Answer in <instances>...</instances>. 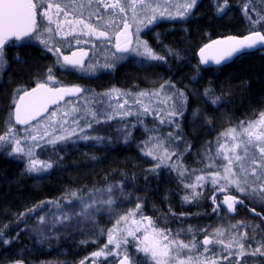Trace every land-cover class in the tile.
<instances>
[{"label":"trees","instance_id":"trees-1","mask_svg":"<svg viewBox=\"0 0 264 264\" xmlns=\"http://www.w3.org/2000/svg\"><path fill=\"white\" fill-rule=\"evenodd\" d=\"M216 3L217 0H198L185 20L160 21L153 38L150 30L147 43L156 54L164 56V60L132 58L113 65L110 75L101 74L95 80L99 86L110 83L95 91L96 97L107 93L108 88L118 89L132 94L120 96L129 102L139 91H155L165 81L174 84L175 89L187 97L183 115L174 118L178 122V129L175 124H160L154 115L140 117L142 123L132 115L125 120H128L127 125L133 126L127 141L115 137L102 151L91 141L79 144L76 147L79 151L71 155L72 159L67 165L57 167L53 164L50 172L42 174H32L26 171L20 160L0 153V225L6 226L0 230L4 232V238L11 241L8 244L0 243V264H78L84 260L92 261V264L94 261L95 264H117L119 258L115 256H108L107 259L104 256L88 257L105 244L106 236L101 234V230L106 229L108 219L102 215L96 218L95 226L87 222L79 228L57 226L58 230L67 234L58 242L50 240V243L44 244L28 233L29 226L37 216L49 211L54 203H46L42 209L31 214L28 209L35 208L41 202H62L64 198H69L67 193L70 191L86 190L115 181L126 184V192L133 194L130 202L123 204L118 200L117 205L113 206L118 207L120 212L132 209L136 198H139L144 216L152 217L158 225L170 227L173 231L181 226H192L194 229L206 228L213 233L220 228L224 235L219 239L224 240L225 244L233 235L239 237L241 233H251L249 226H259L258 239L264 235V205L258 196L247 198L236 190L213 192L210 182H206L203 189H196L202 192L200 196L192 203L185 202L183 196L191 192V189L184 188L187 180L182 182L177 171L167 166L150 171L154 165L141 151L150 135L164 136L167 146V132L178 131L183 139L174 142L173 148L179 159L173 156L172 161L182 163L189 170L199 169L204 166L201 157L208 142L214 141L222 131L235 126L237 122L257 118L264 111V48L245 50L220 65L200 63V49L212 41L229 36L242 38L249 34L251 28L264 33V20L252 25L243 13L244 5L248 4L250 9H255V13H250L253 19L264 17V0H228L225 13L220 15L216 12ZM169 51L175 55L169 54ZM5 52H16L20 60L29 57L30 63L14 62L0 85V135L13 109L11 100L17 88L12 90V85L28 82L30 75L38 73L44 65L39 56L40 49L34 45H6ZM5 63L9 65L8 59ZM206 89L222 97L218 107L206 100ZM165 93L170 94L167 85L160 99L165 98ZM92 94L84 95L81 102L96 107L92 104ZM142 99L150 102L149 98ZM165 119H168L166 113ZM20 127L15 125V128ZM80 147L94 148L96 151L83 154ZM200 174L199 171L195 173ZM226 195H235L243 199L244 204H237L236 211L229 213L222 205ZM217 204L222 205L219 214L213 212ZM21 213L24 215L20 216ZM238 222V228L230 229ZM202 239L203 234H197V240ZM255 246L253 244V248ZM210 247L216 250L220 264H235L237 260L239 264H264V257L251 255L240 258L232 255L225 260L223 257L228 256V251L221 252L220 245ZM133 251L129 246V252ZM231 251L236 253L239 248L233 244Z\"/></svg>","mask_w":264,"mask_h":264},{"label":"snow or ice","instance_id":"snow-or-ice-1","mask_svg":"<svg viewBox=\"0 0 264 264\" xmlns=\"http://www.w3.org/2000/svg\"><path fill=\"white\" fill-rule=\"evenodd\" d=\"M97 7H103L105 10H115L112 15L126 14L128 10L132 12V18L136 21V40L135 47H133V40L131 34L128 32L130 25L127 22L126 16L122 19L123 27L118 30L113 28V22H109L106 26L93 24L87 22L85 19L77 18L67 20L69 12L66 10L69 6L63 5L54 0H0V62L4 61V52L6 45L12 42H19L25 38L29 40H36L44 45L53 55H62L60 47H50L49 41L43 38L45 32L52 33L54 29L46 26L42 21L47 20L48 25L56 24V34L59 35L63 23L69 25H82L81 34L95 37L97 40L111 41L109 28H113L115 35V52L112 53L111 62L106 60L102 65L104 68H111L116 60L124 59L123 54L134 53L137 56L145 57L149 60H164L165 57L156 54L149 46L147 41L140 40L139 33L141 31L140 25L148 27L160 19H176L186 17L190 10L197 4V0H185L181 4H173L172 0H115V2H108V0H95ZM92 0H89V6ZM80 7H84L81 5ZM228 7V0H217L216 12L218 15L224 14ZM170 8H175V15ZM55 9V15L59 17L61 14L65 17V21L57 22L53 20L49 13ZM243 13L252 25L258 24L264 17L253 19L250 13H255V9H250L248 4L243 7ZM82 15V14H81ZM95 13H90L91 16ZM39 17V19H38ZM103 17L96 16L97 20ZM75 29L65 33V36L72 35ZM124 37V42H121V37ZM87 43L88 41H83ZM77 44L81 40H76ZM213 44L224 45L214 52L212 55H206V50L212 49ZM213 44H206L200 49V63L207 64L209 60L220 65L226 62L236 54H241L245 50L256 49L257 46L264 48V33L255 28H251L248 35L242 39L235 36H229L224 41H213ZM117 53L121 55H117ZM169 54L175 55L174 52L169 51ZM87 53L81 50V56H86ZM76 53L72 56L63 55V66H72L79 68L81 72L94 71L95 66L88 64L85 67L83 59H73ZM57 64L60 60L57 59ZM47 81L55 83V75L53 69L50 67L47 70ZM168 86L169 92L165 93V98L160 99L161 94ZM85 90L75 86L73 88L50 87L47 82L38 83L31 91H24L19 99L13 100L14 112H10V118L14 116L15 124L9 123V126L4 130V134L0 135V149L5 143L14 145L12 153L22 154L28 158V165L26 171L28 172H42L51 169L53 164L50 162H43L35 158L33 148H39L42 145L38 142L43 140L45 144L55 145L59 141L66 140L72 135H77L76 129L73 128L69 136L54 135L45 130L42 134H33V131L38 125H32L31 121L37 120L42 113L48 112L49 103L56 104L63 100L66 95H77L83 93ZM116 93L119 96H131V93H123L118 89H112L107 93L99 94L92 101L93 105H97L96 110L90 112V119L85 118L79 114L80 110L77 107L72 108V112L77 115L73 118L72 123L80 127V133H85V128H92L93 124L107 122L116 115L121 119L126 116L135 115L142 123L140 117L144 115H154L159 119L160 124H175L177 129L179 127L175 117L183 115V107L187 102V97L182 91L176 90L175 85L168 81L160 85L159 89L155 91H139L135 94L133 102L139 105L137 112H133L131 107L127 110L125 105L129 103L127 99L123 103L113 105L111 103L112 94ZM204 96L211 104L219 106L222 99L220 96H215L211 89H206ZM28 102L25 103V99ZM142 98H149L150 104L154 103L155 108L150 107L144 103ZM154 98V99H153ZM107 108L105 109V103ZM71 103V102H69ZM165 113L167 120L165 119ZM115 114V115H113ZM57 113L53 111L50 117H56ZM195 115V113H194ZM68 112L61 114V120H51L52 125L64 129V125L68 124ZM83 120V126L81 121ZM15 125H27L28 128L23 129L26 133L24 137L17 136ZM31 129V130H30ZM53 128V133L55 132ZM126 141L131 136L130 125H125L119 129ZM47 137V139H45ZM79 139H97L103 140V137H90L88 134L78 136ZM22 139L24 144L22 145ZM167 146H165V137L152 135L144 142L141 151L144 155L156 160L157 163L150 171L155 172V169L162 166H167L172 170L177 171L178 176L184 182L185 189H191L190 194L183 196V200L192 203L195 198L200 196L202 192L196 191L197 188L203 189L206 182H210L213 192H224L229 188L234 187L236 191L247 198L258 196L262 205H264V111H261L257 118L251 120H241L233 127H229L222 131L215 137L214 141H210L205 145V151L201 157V163L204 165L199 169H186L182 163L177 164L172 161L173 156L178 153L173 148L175 141H181L183 137L178 131L170 130L166 134ZM149 144L152 146L149 147ZM189 149L191 145L188 146ZM160 149H163L161 154H157ZM9 153V154H12ZM171 162V163H169ZM199 171L200 175H195ZM187 174V175H186ZM219 186V187H217ZM127 185L123 182L116 184H107L104 188H94L93 190H82L80 194L76 191L67 193L69 197L66 200L71 208L66 209L65 205L60 200L41 202L33 209H28V213L36 212L42 209L48 203H54L57 209L54 213H49L50 219H46L45 215L38 217V224L43 227H37L35 230L38 233L57 228L70 229L72 227L79 228L81 225L92 224L95 226V215L101 211L111 213V219L115 222L111 228L101 230V234H106L107 243L99 251L93 252V257L99 258L104 256H115L119 258V264H218L219 257L216 255V250L213 245H220V251H228V256L223 259L228 260L230 256L236 255L243 257L245 255L264 257V235L258 239L257 229L259 226L251 227V233H241L239 237L233 235L229 243L225 244L224 240L219 239L224 235L223 229L217 228L213 233H209L206 228L194 229L192 226L184 228L181 226L178 230L173 231L170 227L160 226L157 222L149 216H144L141 212L142 204L139 198H136L134 207L130 210L120 212L117 205L118 200L126 197H131L133 194L126 192ZM86 193V194H85ZM213 203H216L215 196L212 197ZM237 204H244L243 199H239L235 195H226L222 201L229 213L236 211ZM217 204L213 208V212L219 214L222 206ZM79 207V211L75 208ZM21 213L20 216H23ZM139 215V218L137 216ZM175 215V214H173ZM180 215H184L181 213ZM111 222V220H110ZM239 223L230 226V229L239 227ZM6 226L0 225V229ZM95 227H93V232ZM203 234L202 240H197V234ZM18 235V234H17ZM181 237H184L181 239ZM131 238V239H129ZM11 241L4 238V232L0 230V243L8 244ZM87 241H82L85 243ZM94 242V241H93ZM233 244H235L239 251L233 253L231 251ZM247 244V247L245 246ZM253 244L256 246L253 248ZM112 245V248H109ZM129 246L134 250L129 252ZM202 246V247H201ZM142 254V255H141ZM122 257V258H120ZM84 264V261H81ZM95 264V261L93 262ZM235 264H239L237 260Z\"/></svg>","mask_w":264,"mask_h":264},{"label":"rangeland","instance_id":"rangeland-1","mask_svg":"<svg viewBox=\"0 0 264 264\" xmlns=\"http://www.w3.org/2000/svg\"><path fill=\"white\" fill-rule=\"evenodd\" d=\"M108 1L109 2H115V0H108ZM161 2H162V0H161ZM184 2H185V0H172L173 4H181V3H184ZM95 4H96V2H95ZM97 7H99V5H97ZM101 8H103V7L99 8V12L98 13L95 11V14H99V16H100V14H102V12H103V15L106 16V18H108L109 22H113V28H115L117 30L119 28L123 27L122 19L126 16L127 22L130 25L129 28H130L131 32L133 33V45L132 46L135 47L136 46L135 45V40H136L137 23L132 18L131 10H128L126 12V14L112 15V13L115 10L107 9L104 12V10L101 9ZM192 9L190 10L189 14L186 17H184V18L177 17L174 20L173 19L164 18V19H160L158 21H163V20L164 21H168V20L169 21H178V20L180 21V20H185L187 17H189ZM169 10L172 11L173 14L175 15V12H176L175 8H170ZM90 13H94V12L93 11H87V14H90ZM140 27H141L140 33H144V34L146 33V31H148L150 29V26L144 27L143 25H140ZM113 28H110V33L112 35H114L113 34ZM140 33H139L140 40L146 41L145 35L143 37H141ZM54 35L55 36L57 35L55 29H54V31L52 33L45 32L43 34V38L47 39L49 41V46L50 47H52L54 44H57L52 38V37H54ZM78 39L82 40V37H80ZM74 40H77V38H74ZM82 41L80 43V48H85L86 47L87 49H89L91 51V53H92L91 54V60L89 62H92V64L95 66V69L102 70L104 68V67H102V65L105 64L106 60L111 62L112 53L114 52L115 49L112 48L110 45H108V46H107V44L106 45H102V44H96L95 45L93 43L92 44L91 43L85 44ZM68 42H66V43H68ZM62 43L64 44L65 42L62 40ZM73 48L76 49L77 46H75V47L73 46ZM117 55H121V54L117 53ZM123 55L125 56L126 59L135 57V58H141L143 60H149V59H147L145 57L137 56L134 53H128V54H123ZM122 60L123 59L116 60L115 63L116 62L118 63L119 61H122ZM2 66H3V62H0V68H2ZM89 73H91V71ZM109 91H110V89L108 88L107 92H109ZM82 98L83 97H81L80 99H78L76 101H72V100L66 101L65 103H62L61 105H59V106L55 107L54 109L50 110L45 117H43V118L31 123L32 125H38V127L33 131V134H42L45 130H47L49 133L54 134V135L69 136V134L71 133L73 128H75L76 132H77V135H72V136H70V138H68L66 140H63V141H59L55 145L45 144L43 140H39L38 142L42 146L39 147V148H33V151H34V154H35V158H37V159H39L40 161H43V162H50V163L56 165L57 167H61V166L67 165L70 162V160L72 159L71 155H73L74 152H77V150L79 151V149L76 148V147H79V146H77L79 144H83L85 142L91 141V142H94L96 144V146H98L101 149L100 151H102L104 146H106V144H109L110 141L115 139V137H117V138L120 137L123 140L125 139V137L121 134L119 129H122L126 125V122L128 120L127 121H125V120L128 119L129 116H126L123 119H121L118 115H116L115 118H113V119H111V120H109L107 122H102V123H98V124L94 123L93 127L90 128V129L85 128V133L88 134L90 137H103L104 138L103 140H97V139L84 140V139H79L78 136L84 135L85 133H80V127H78L76 124L72 123L73 118L77 115L76 113H73L71 111L72 108L73 107H77L80 110V112H79L80 115L85 116V118H87V119H90L91 118L90 117V112L96 110V108L98 107V106H96V107L90 106L89 107V106L85 105L83 103V101L81 102ZM133 100L134 99H131V101L127 105H125V109L124 110H127L129 107H131V110L134 113L139 110L140 106L136 105L133 102ZM123 101L124 100L122 98H120V96L117 97L116 93L112 94L111 103L113 105L117 104L118 102L119 103H123ZM69 102H71V103H69ZM144 103L148 104L150 107L153 108V103L150 104V102H148V101H144ZM106 108H107V102L105 103V109ZM53 111H55L57 113L56 117H50V113H52ZM64 112H68L69 113V116H68V121L69 122H68V124L64 125V129H60L58 126L52 125L51 124V120L52 119L61 120V114L64 113ZM113 115H115V114H113ZM9 123L13 124L12 120L8 118V120L5 123V126L3 128V131L1 133V135L4 134V130L9 126ZM80 126H83V120L81 121V125ZM28 127L29 126L26 125V126H23V127H20V128H16L17 136L18 137H24L26 135V133L23 131V129L28 128ZM131 127L133 128V126H130V128ZM53 128L56 129L54 133H53ZM117 132H118V136L116 135ZM150 136H152V135H150ZM45 139H47V137H45ZM117 140H119V139H117ZM21 142H22V145H23L24 144L23 139H22ZM151 146L152 145L149 144V147H151ZM13 147H14L13 144L5 143L4 147L2 149H0V153L3 154L4 156L20 160L23 163V165L27 168L28 158L23 156L22 154L12 153V148ZM80 150L82 152H84L83 154H88L89 152H91V150L92 151H96L94 148L89 149V148H81V147H80ZM162 152H163V149H160L157 154H161ZM9 153H12V154H9ZM142 155L144 157H146L148 160H150L153 165H155L157 163V161L153 160L151 157L146 156L143 153H142ZM51 169H47L46 171H42V172H39V173L40 174L47 173L48 171L50 172ZM30 173L39 174L37 172H30ZM116 183H117V181L109 183V184H116ZM106 186H107V184L106 185H101L99 187L92 186V187H90L89 189H86V190H93L94 188H104ZM217 187H219V186H217ZM82 189H79L76 192L78 194H80ZM228 190H236V189L234 187H231ZM67 199L68 198H64L62 200V202H61L62 204L65 205L66 209L72 207V205H68L66 203ZM120 201H123V204L127 203V202H130L131 201V197H126V198H124V199H122ZM75 210L79 211V207H76ZM56 211H57V209H56L55 204H54V207H52L49 211H46L44 214H41V215H45L46 219H50V216L48 214L49 213H54ZM101 215H102V217L104 219H106V220L108 219V224L106 226V229L111 228L113 226L114 222H115L113 219H111V213H109L107 211L98 212L95 215V220H96V218L98 216H101ZM39 216L40 215L37 216V219L34 221L32 226H29V228H28V233L35 240H37V241H39L41 243H44V244H48V243H50V240H53V242H58L59 239H61L63 236L67 235V234L62 233V231L58 230L57 228L51 229V230H48V231H44L42 233H38L35 229L38 226L41 227V228L43 227L42 225L38 224V217ZM110 219H111V222H110ZM105 236H106V234H105ZM105 243H107V236L105 237ZM112 247L109 246V248H112ZM100 249H101V247L98 249V251ZM88 257L92 258L93 256L90 254ZM78 264H81V262H79ZM84 264H92V261H88V262L86 261L85 262V260H84ZM117 264H119V260H118ZM218 264H220V263H218Z\"/></svg>","mask_w":264,"mask_h":264},{"label":"flooded vegetation","instance_id":"flooded-vegetation-1","mask_svg":"<svg viewBox=\"0 0 264 264\" xmlns=\"http://www.w3.org/2000/svg\"><path fill=\"white\" fill-rule=\"evenodd\" d=\"M54 2H59L63 5H68L69 7L66 9L69 12V15L67 17V20H75L77 18H82L85 19L87 22L93 23V24H98L101 26H106L109 23L108 18H106V16L102 14H100L101 17H103L101 20H97L96 16L99 14H95L91 16V20L89 21V15L87 14V11H93L95 13L96 8H97V4H95V0H92L91 5L89 6V0H54ZM82 2V3H81ZM109 2V1H108ZM81 5H83L84 7H80ZM104 10V8H101ZM50 15H52L53 20L57 21V22H62L65 21V17L63 16V14H61L59 17H57L55 15V9H53L50 13ZM82 14V15H81ZM39 19V17H38ZM104 20V21H103ZM169 21V20H168ZM160 21H157L155 23H153L150 26V29L148 31H146V33H140V36L143 37L145 35V39L148 42V37L150 35V30L152 31V34L150 35L152 38L155 37V31H157L156 29H158L157 25L159 24ZM42 23L46 26H51L54 29H56V24L53 23L52 25H48L47 20L42 21ZM82 25H76V24H67V23H63L62 27H61V31L59 35H54L53 40L57 43L54 44L52 47H60L61 49V53L62 55H53L52 52H49L47 50V48L40 44L38 41L36 40H29L27 38H25L22 41L19 42H12L10 45L12 44H17V43H22L23 44H27V45H34L36 46L38 49H40L39 52V56L40 58H42V60L44 61V65L42 67V69L38 72L35 73V75H30L29 81L28 82H24V83H16L12 85V90L15 89V95L14 97H12V106L13 109L11 110V112H14V104H13V100L16 99L18 100L19 96L24 92V91H29L32 88L36 87V85L38 83H45L47 82L49 84L50 87H63V88H73L75 86H78L82 89H84L85 91L83 93L77 94V95H66L65 98L60 101L58 104H56L54 107L48 109V112L52 109H54L55 107L61 105L62 103H65L66 101H76L78 99H80L81 97H83L84 95H86L87 93H93L91 95L92 98L96 97V93L95 91H99L102 87H107V85H110V83H108L107 85H103V86H99L95 83V80L97 79V77H99V75L101 74H107L110 75L111 73V68H103L102 70L100 69H95L94 71H91V73H89L90 71H86V72H81V70L79 68H74L70 65L68 66H63V59L62 56L63 55H67V56H72L73 53H76V56L73 57V59H83L85 62V67H87L88 64H92V62H89L91 60V51L89 49L85 48H80V44L76 43V40H74V38H80L82 37L83 41H88L85 44L88 43H93V44H102V45H110L112 48H114V44H115V35H111V41H107V40H97L95 37L92 36H86V35H82L81 34V29H82ZM72 29H75L74 33L72 35H68L65 36V33L72 31ZM110 32V28L108 29ZM128 32L131 34V38L133 40V33L131 32L130 28L128 29ZM62 40L65 42L64 44L62 43ZM81 40V41H82ZM69 41V42H68ZM82 41V42H83ZM68 42V43H66ZM121 42H124V37H121ZM66 44V45H65ZM63 45V46H62ZM73 46H77L76 49L73 48ZM115 49V48H114ZM81 50H83V52H86L87 55L86 56H81ZM115 52V50H114ZM206 55H209L206 53ZM135 58V57H132ZM132 58H125L122 61H119L118 63H121L123 61L126 60H130ZM8 59L9 61V65H7L5 63V60ZM57 59L60 60V63L57 64ZM23 62L24 63H30V59L29 57L27 58H23L22 60H20L19 55L16 52L13 53H9L7 54L6 52H4V61H3V66L2 68H0V85L5 81V76H6V72L10 70L11 65L14 62ZM117 62H114V65L118 64ZM207 64H215L214 61L209 60V62ZM7 65V66H6ZM52 68L53 69V73L55 75V83L51 82V81H47V70L48 68ZM48 112L42 113V115L40 117L37 118V120L45 117L47 115ZM9 119H11L14 123V116H12L10 118V114H9ZM35 120V121H37ZM35 121H31L35 122ZM26 126V125H21Z\"/></svg>","mask_w":264,"mask_h":264},{"label":"water","instance_id":"water-1","mask_svg":"<svg viewBox=\"0 0 264 264\" xmlns=\"http://www.w3.org/2000/svg\"><path fill=\"white\" fill-rule=\"evenodd\" d=\"M242 38H243V37H242ZM242 38H238V39H242ZM218 40H219V41H224V40H226V39H218ZM218 40H215V41H218ZM209 44H213V41H212L211 43H209ZM223 47H224V45H216V44H213V48H212V49H209V50H206V53L209 54V55H212V54H214V52H215L216 50H218V49H220V48H223ZM256 49H263V48L257 46ZM211 61H212V60H211ZM68 89H70V88H68ZM29 91H31V90H29ZM21 95H23V93H22ZM64 98H65V97H64ZM18 99H19V98H18ZM28 99H29V98L26 97V99H25V103L28 102ZM61 101H62V100H61ZM59 102H60V101H59ZM59 102H58V103H59ZM58 103H56V104H58ZM56 104L49 103V105H48V109L54 107Z\"/></svg>","mask_w":264,"mask_h":264}]
</instances>
